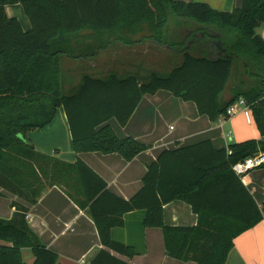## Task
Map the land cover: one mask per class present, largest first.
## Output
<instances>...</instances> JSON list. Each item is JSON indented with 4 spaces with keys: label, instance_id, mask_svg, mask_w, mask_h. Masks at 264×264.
<instances>
[{
    "label": "trees",
    "instance_id": "1",
    "mask_svg": "<svg viewBox=\"0 0 264 264\" xmlns=\"http://www.w3.org/2000/svg\"><path fill=\"white\" fill-rule=\"evenodd\" d=\"M14 3L22 4L30 30L6 14L5 6ZM263 23L264 0H243L232 11L184 0H0V187L35 203L46 188L64 186L80 207L89 208L102 244L128 257L136 251L114 240L111 228L124 223L125 213L145 209V225L162 228L169 256L225 264L235 238L264 219V205L232 169L264 151V139L227 148L206 139L166 149L148 166L141 189L124 199L83 160L51 156L21 136L50 124L62 106L75 152H118L132 160L149 146L120 137L107 122L115 117L125 125L144 95L166 89L195 102L212 120L243 97L264 137V38L257 32ZM82 32L93 42L80 48L75 40ZM117 41L127 46L146 42L183 60L169 73L152 72L145 79L86 74L72 92H63L60 53L89 57ZM229 83L232 97L222 102ZM174 199L192 206L197 224H165L164 205ZM11 206L13 216L0 217V264H57L59 254L29 227L27 205L14 200ZM24 247L32 249V263L24 261ZM90 264L129 262L101 249Z\"/></svg>",
    "mask_w": 264,
    "mask_h": 264
},
{
    "label": "crops",
    "instance_id": "2",
    "mask_svg": "<svg viewBox=\"0 0 264 264\" xmlns=\"http://www.w3.org/2000/svg\"><path fill=\"white\" fill-rule=\"evenodd\" d=\"M204 1L213 8L232 11L243 4V0H184ZM5 11L8 17H16L24 30H30L32 23L25 13L22 4H7ZM264 38V23L257 28ZM88 32L77 35L79 47L92 43L85 40ZM136 45H123L120 41L112 42L105 48L97 50L93 56L74 57L60 53L61 77L64 81V69L75 78L74 72L88 67L91 76L108 77L112 72L126 76L138 75L145 79L144 53ZM121 46L126 51H114ZM172 58H181L165 73L152 69V72L167 74L179 65L183 57L176 52H169ZM121 56V57H120ZM140 57V59H139ZM169 58H171L168 55ZM141 63H135V61ZM65 63V66H62ZM177 64V65H176ZM64 67V68H63ZM88 74V73H87ZM86 75L81 73L80 77ZM66 76V75H65ZM232 84L229 83L220 95V101L227 102L232 97ZM120 137L132 136L149 147L132 160H126L120 153H102L99 151L75 152L72 145V134L65 109H57L54 120L42 127L32 129L23 135L34 146L51 156L68 162L83 160L108 185L115 195L129 199L143 186V178L148 166L166 149H177L183 146L211 139L217 148H227L231 143L247 139L262 140L256 122L249 123L243 107H237L236 113L224 119V114L212 120L200 114L193 101H185L171 91L160 89L154 94L142 97L134 113L125 125L115 118L107 122ZM264 168V167H262ZM254 169L241 176L244 184L251 191L260 207L264 205V175L259 177ZM78 190L77 196L80 197ZM21 202L28 207L27 221L31 230L41 241L59 254L57 264H90L101 249H106L129 264H196L194 260L183 261L166 253L164 232L160 227L146 226L145 209H135L124 214V223L111 228V237L119 242L132 246L136 251L133 257L115 252L101 242L98 227L89 208H82L69 196L64 186L54 184L46 188L35 203H28L17 195L0 187V217L9 219L13 216L12 201ZM164 222L167 225L192 226L198 222V214L184 200L174 199L164 205ZM24 261L32 263L34 254L30 247L22 248ZM225 264H264V219L254 227L246 230L234 240Z\"/></svg>",
    "mask_w": 264,
    "mask_h": 264
},
{
    "label": "rangeland",
    "instance_id": "3",
    "mask_svg": "<svg viewBox=\"0 0 264 264\" xmlns=\"http://www.w3.org/2000/svg\"><path fill=\"white\" fill-rule=\"evenodd\" d=\"M138 51H143L142 53H144V68H145V75H150V72L152 69L154 70H158V71H162V72H166L167 70H169L181 57L178 56L175 59L172 58V54H168L169 52H166V50H160V49H154L153 46L148 45L146 42L143 43L142 45L137 47ZM114 51H126V49H124L121 46H117L115 47V49H113ZM168 55L171 57L169 58ZM121 57V56H120ZM140 59V57H139ZM135 63H141L139 60L135 61ZM177 65V64H176ZM62 66H65V63H63ZM64 68V67H63ZM76 75L75 78H70L69 75L71 73L67 72L66 68L64 69V81H63V87L62 90L64 93H69L72 92L76 86L80 83V81L82 80V77H80V74L85 73V74H90V70L88 67L84 68L83 71L79 72L76 71L74 72ZM118 74L117 72H112ZM66 75V76H65ZM122 76V75H121ZM148 76H145L146 78ZM262 168V167H260ZM258 169V168H257ZM263 170L259 169L256 174L260 175L259 177H262L264 175V168H262ZM264 188V187H263Z\"/></svg>",
    "mask_w": 264,
    "mask_h": 264
},
{
    "label": "built area",
    "instance_id": "4",
    "mask_svg": "<svg viewBox=\"0 0 264 264\" xmlns=\"http://www.w3.org/2000/svg\"><path fill=\"white\" fill-rule=\"evenodd\" d=\"M239 106L243 107V112L246 116V119L249 123H251L253 121L252 110L243 97L236 100L227 108L224 119L235 114L237 107ZM260 167H264V151L261 150L247 156L243 160L237 161L232 165V169L239 176H244L250 171Z\"/></svg>",
    "mask_w": 264,
    "mask_h": 264
},
{
    "label": "water",
    "instance_id": "5",
    "mask_svg": "<svg viewBox=\"0 0 264 264\" xmlns=\"http://www.w3.org/2000/svg\"><path fill=\"white\" fill-rule=\"evenodd\" d=\"M22 139H24L23 135L21 136ZM264 139V137H262V140Z\"/></svg>",
    "mask_w": 264,
    "mask_h": 264
}]
</instances>
